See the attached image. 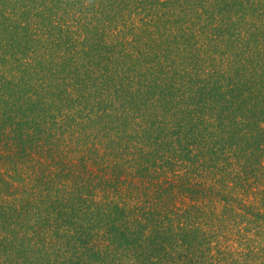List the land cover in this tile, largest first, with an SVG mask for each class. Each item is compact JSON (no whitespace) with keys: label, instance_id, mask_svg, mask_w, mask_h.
<instances>
[{"label":"trees","instance_id":"obj_1","mask_svg":"<svg viewBox=\"0 0 264 264\" xmlns=\"http://www.w3.org/2000/svg\"><path fill=\"white\" fill-rule=\"evenodd\" d=\"M0 264H264V0H0Z\"/></svg>","mask_w":264,"mask_h":264}]
</instances>
